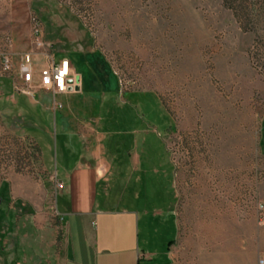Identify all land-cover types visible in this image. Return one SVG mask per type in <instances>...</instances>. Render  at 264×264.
<instances>
[{"label": "rangeland", "instance_id": "rangeland-1", "mask_svg": "<svg viewBox=\"0 0 264 264\" xmlns=\"http://www.w3.org/2000/svg\"><path fill=\"white\" fill-rule=\"evenodd\" d=\"M10 7L16 23L26 15L28 50L63 51L82 78L55 111L23 104L18 122L0 118V215L12 230L34 215L57 225L56 176L83 152L81 121L101 137L110 195L139 216L140 244L149 232L165 250L177 219L183 264H245L264 224V0H0V18Z\"/></svg>", "mask_w": 264, "mask_h": 264}, {"label": "crops", "instance_id": "crops-1", "mask_svg": "<svg viewBox=\"0 0 264 264\" xmlns=\"http://www.w3.org/2000/svg\"><path fill=\"white\" fill-rule=\"evenodd\" d=\"M20 10L19 7H10L0 18V35L9 34L12 44L11 73L0 75V118L3 120L21 118L26 109L23 104L30 106L33 112L55 111L58 107L55 96L76 94L82 90V78L77 75L66 53L56 51L48 55L37 49H27L30 34L26 15L23 14L19 23L15 19L21 14ZM88 52L99 58L93 56V67L89 62L86 64L103 71L107 61L92 49ZM25 56H29V83L24 82L21 74ZM61 60L69 62L71 78L67 92L55 93L41 88L40 71ZM76 122L75 130L80 136L83 152L70 169L62 170L56 176L57 184H60V199L55 204L57 225L52 226L48 216L34 215L29 227L24 225L20 231H13L11 215L1 214L0 228L6 225L7 231H0V264H157L161 256H165L167 264H183L174 252L179 231L177 219V236L168 242L165 250L154 248L149 232H142L140 244L138 214L134 215L110 195L114 190L109 179L112 166L103 158L101 137L91 135L90 125ZM65 143L69 150L68 142L63 141L62 146L66 148ZM134 160L135 157L132 162ZM259 225L256 249L251 251L245 264L264 261V224ZM56 229H59V235ZM227 235L226 250L230 244V230ZM212 260L213 264L229 262L227 255L221 258L211 255L209 261Z\"/></svg>", "mask_w": 264, "mask_h": 264}, {"label": "built area", "instance_id": "built-area-1", "mask_svg": "<svg viewBox=\"0 0 264 264\" xmlns=\"http://www.w3.org/2000/svg\"><path fill=\"white\" fill-rule=\"evenodd\" d=\"M32 37L33 44L37 48L42 47V33L40 29V24L36 18H32ZM5 39L7 44L11 43L9 36H3L0 41ZM5 44V43H4ZM68 61L61 60L58 64H51L49 67L42 69L40 71V86L43 89L53 90L55 93H65L70 86V70L68 68ZM0 64L1 72L3 74H9L12 70L10 53L2 52L0 53ZM21 74L24 82L29 83L30 81V70H29V56H25L24 65L21 66ZM60 187V184H57ZM259 264H264V261L259 260Z\"/></svg>", "mask_w": 264, "mask_h": 264}, {"label": "trees", "instance_id": "trees-1", "mask_svg": "<svg viewBox=\"0 0 264 264\" xmlns=\"http://www.w3.org/2000/svg\"><path fill=\"white\" fill-rule=\"evenodd\" d=\"M38 146V145H37ZM38 148V151H40V149H39V147H37ZM5 185L4 186H7V184L6 183H4Z\"/></svg>", "mask_w": 264, "mask_h": 264}, {"label": "bare ground", "instance_id": "bare-ground-1", "mask_svg": "<svg viewBox=\"0 0 264 264\" xmlns=\"http://www.w3.org/2000/svg\"><path fill=\"white\" fill-rule=\"evenodd\" d=\"M207 212V211H206ZM226 227V226H225ZM227 227H229V226H227ZM228 231V230H227ZM231 232V231H230Z\"/></svg>", "mask_w": 264, "mask_h": 264}]
</instances>
